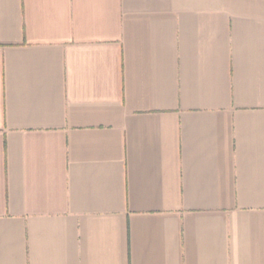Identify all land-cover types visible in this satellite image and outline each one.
Returning <instances> with one entry per match:
<instances>
[{
  "label": "crops",
  "instance_id": "1",
  "mask_svg": "<svg viewBox=\"0 0 264 264\" xmlns=\"http://www.w3.org/2000/svg\"><path fill=\"white\" fill-rule=\"evenodd\" d=\"M0 264H264V0H0Z\"/></svg>",
  "mask_w": 264,
  "mask_h": 264
}]
</instances>
